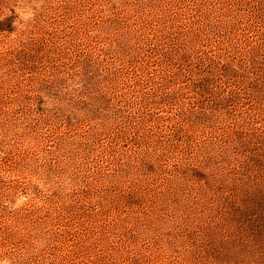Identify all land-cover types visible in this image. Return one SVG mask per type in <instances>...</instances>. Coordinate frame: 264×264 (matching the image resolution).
<instances>
[{"label": "rangeland", "instance_id": "obj_1", "mask_svg": "<svg viewBox=\"0 0 264 264\" xmlns=\"http://www.w3.org/2000/svg\"><path fill=\"white\" fill-rule=\"evenodd\" d=\"M0 264H264V0H0Z\"/></svg>", "mask_w": 264, "mask_h": 264}]
</instances>
